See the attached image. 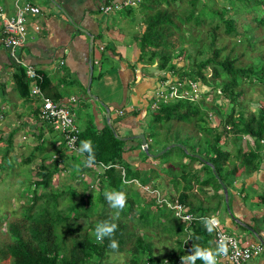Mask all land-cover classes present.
Instances as JSON below:
<instances>
[{"label": "trees", "instance_id": "16d2710c", "mask_svg": "<svg viewBox=\"0 0 264 264\" xmlns=\"http://www.w3.org/2000/svg\"><path fill=\"white\" fill-rule=\"evenodd\" d=\"M221 1L223 4L219 7L215 5L214 0H137V5L123 6L125 10L122 12L125 14L134 12L133 9L138 8L137 11L144 23L143 29L135 35L138 59L148 66L155 61L153 66L164 70L158 76L160 80L169 79L174 83L181 81L185 88H190L191 81L199 86L218 85L224 90L230 102L227 109L220 101L205 102L206 106L203 108L202 100L198 102L182 90L168 100L162 97L154 100L151 96L147 101L144 110L150 109L149 121L153 124L162 121L188 120L190 115L194 117V122H199L201 134H197L198 137L194 140L191 136H185L186 141L189 142L182 153L183 156L188 157V160L177 161L180 171L172 170L173 176H168V171H171L173 166L171 163L174 161L167 163L166 160L160 161L158 156H153L152 158L157 159L160 164L169 165L164 171H158L154 166L150 167L147 161H140L153 170L154 174L150 175L151 178L156 175L161 178L162 175V181L171 182L173 188L171 190L165 188L161 190L162 193H157L156 189L145 190L147 192L144 194L147 196L144 197L139 195L135 197L129 187L122 191L127 184L126 181L135 177L134 173L127 174L124 170L122 153L130 146L140 147V140L137 139L139 140L137 145H125L124 140L116 137L106 123L96 126L90 120H86L77 132L75 152L69 150L64 145L62 137L57 134L60 144L55 150L58 154H53L50 161L45 163L39 160L35 170L28 168L36 175L35 178L27 181L33 184L34 188L30 189L29 194L26 193L25 201L20 204L22 207L20 215L8 217H4L5 214L0 215V220L2 217L5 220L7 233L6 239L0 243L1 258H9L10 264H92V260L95 264H104L107 252L117 251L124 253V264H159V262L162 264L154 246L156 236L160 232H165L170 238L169 255L180 256L185 248L192 252L194 246L210 249L212 232L206 229L202 220L207 217L206 212L215 208L196 203L190 197L192 192L188 189L192 190V182L197 183L198 188L209 185L212 188L210 196L216 199V203L224 204L218 178L227 187V195H229L228 186L231 185L229 176L235 179V174L239 170L243 174H248L264 164V106L260 105L257 109L250 110L244 108L245 104L238 98L243 91L244 79L251 81L252 78L260 80L261 76L264 77V53L261 52V67L251 62L240 65L236 62L235 55L228 52L220 54V47L214 46L216 35L220 32L218 28L224 33L240 34V40L245 42L247 40L246 43L249 44L253 36L248 35L247 30L242 32L241 19L243 14L251 15L252 20H250L254 22L247 24L248 26L258 29V26L264 25L262 14L256 12L258 4L264 5V0H241L243 4L235 9L234 0ZM228 7L234 12V16L227 14V10L230 9ZM190 26L194 29L189 28ZM205 34H208V38L204 40ZM187 48H197L196 53L199 56H193L192 51H188ZM206 50L210 55H203ZM175 57L183 61V64L179 65L174 60ZM12 79L16 93L20 97H28L29 80L24 75L21 65H15ZM39 86L44 94L53 99L57 98V94L49 86L47 77L42 75ZM169 88L166 84H162L163 91H168ZM153 103L155 105H152ZM130 112L136 114L133 109ZM208 112L216 118V124L213 126L207 124ZM127 113L129 112L123 115ZM47 129L50 133L55 132L48 124ZM140 131L144 133L146 140L151 138L150 133L147 134L145 129ZM13 132L14 130H10L6 135L5 140L9 142L2 144L4 141H1L0 145L14 144ZM243 134L248 137L242 138ZM37 135L42 136V131L38 129ZM227 137L234 146L233 151L221 146V142H225ZM250 137L253 145L246 143ZM241 139L247 144L246 149L242 148ZM0 140H4L1 135ZM82 141L92 143L95 170L92 169L93 165L86 166L88 154L80 152ZM146 145L148 150L147 141ZM34 147L43 152L45 145L40 140ZM141 152H144L143 149ZM43 153L42 156L48 155L47 152ZM195 154L211 162L213 170ZM76 155H82V158L75 160ZM30 156L31 154H27L23 161L30 159ZM67 158L72 160L66 162ZM236 158L237 163L234 162ZM193 161L202 162L200 168H192ZM0 165L3 166L2 162ZM189 165L190 171L186 174L183 169ZM66 166L71 168V172L76 173L77 185L80 186L78 190L76 185L53 186V175ZM90 169L94 173L93 178L98 177L100 180L94 192L88 188V181L78 176L81 172ZM121 169L123 172L120 173ZM203 170H206L209 176L199 179L197 175ZM176 175L185 180L184 186L180 189L175 182ZM147 180L148 178L140 175V182L145 183ZM149 185L154 189V184L149 183ZM27 187L29 186L24 188V193ZM111 187L117 192H123L127 197L126 207L120 212L117 220L113 219L115 210L109 206L105 198V193ZM159 197L163 199L159 201ZM174 199L188 206L193 214L192 219L182 222L173 214L165 200L172 202ZM227 201L229 202V199ZM259 219H264V211ZM104 221L118 224V229L112 237L118 241V249L114 250L108 246V238H105L103 243L96 241L93 235L94 229L98 223ZM187 228L189 235L184 238L187 235ZM211 247L213 250L212 244ZM201 261L197 259L195 264Z\"/></svg>", "mask_w": 264, "mask_h": 264}, {"label": "crops", "instance_id": "0c3cea01", "mask_svg": "<svg viewBox=\"0 0 264 264\" xmlns=\"http://www.w3.org/2000/svg\"><path fill=\"white\" fill-rule=\"evenodd\" d=\"M29 1L40 7V14L37 16L39 30H33L28 23L25 40L15 49L14 55H11L9 48L0 42V130L10 131L24 127L32 129L31 132L37 134V130L41 131L43 126L36 114L37 98L34 96L23 98L17 93H12L16 92L13 90L12 79L16 54L49 79V86L57 94L56 99L67 102L71 105L72 111L73 105L80 108L88 107L86 111L89 116L83 117V122L78 127L84 125L88 117H91L90 114L95 119L96 126H101L106 120L104 107L98 102L100 110L99 106L93 103L87 94L88 88L90 93L96 95L98 100L108 107L109 122L119 117L118 122L135 127L134 131L127 132L126 128H122L123 131L119 135L130 136L125 138L126 144L136 145L137 137L132 135L143 129L144 107L158 85L160 74L154 77L150 75L149 70L155 68L153 66L155 61L148 66L138 59L135 35L144 27L138 8H134V12L128 14L122 12L125 10L124 7L108 13L98 9L99 3L121 0ZM0 4L7 14L13 13L15 0H0ZM67 16H70L71 20ZM28 20L32 21L31 18ZM8 96H11L9 101ZM71 96L73 99L70 100ZM132 109L136 114L130 112ZM124 111L129 113L123 115ZM131 147L133 146L129 148ZM127 152L130 153V158H134L133 153L136 155L138 149ZM183 157L185 156H180L181 161L186 162ZM197 163L199 162L194 161L191 164L192 168H197ZM206 175V170H203L197 177L203 179ZM231 185L228 186V190H231L227 195L228 206L239 220L227 215L223 224H220L224 228L239 229L234 233L225 228L242 243L257 242V236L264 240V220L259 219L264 211V164L248 174H243L239 170ZM196 186V183L192 182V190L188 191L195 192ZM204 186H208L212 191L209 185ZM204 186L202 190L211 195L212 192L208 193ZM245 200L249 203L246 204ZM209 244L211 250L212 243ZM199 264H203V261ZM247 264H264V250L251 257Z\"/></svg>", "mask_w": 264, "mask_h": 264}, {"label": "rangeland", "instance_id": "374dc122", "mask_svg": "<svg viewBox=\"0 0 264 264\" xmlns=\"http://www.w3.org/2000/svg\"><path fill=\"white\" fill-rule=\"evenodd\" d=\"M37 2H40V0H38ZM233 8H238L239 6H241L242 1L241 0H234L233 1ZM214 3L217 7H219L220 5L223 4V1L221 0H214ZM137 5V2L136 4ZM129 6V5H128ZM227 6V5H226ZM248 7V6H247ZM10 8V7H9ZM8 8V9H9ZM230 8V7H228ZM233 9V10H234ZM256 12L258 14H262L263 18H264V5L262 4H258V8L256 9ZM227 14H231L232 16H234V12L231 11V8L229 10H227ZM238 18V17H237ZM259 18V16H258ZM251 15H244L243 14V18L242 20V24L241 27H243V31L247 30V34L253 36V40L249 41L247 44V40L245 41H241L240 40V34H230V33H224L223 31H221V28H218V30L220 32H218V34L216 35V39L214 42V46L215 47H220V54L224 53V52H228V53H232L233 55L236 56L237 60L236 62L240 65H244L247 64L248 62H251L255 65H257L258 67H261L262 65V59H261V52L264 53V25L261 24L260 26H258V29H254L250 26H248L247 24H252L254 21H251ZM194 29V27H189ZM206 28L204 27L203 30H205ZM208 31V30H207ZM206 33V32H205ZM239 37V39H238ZM208 38V34L203 35V39H207ZM188 51H192V55L195 57H198L199 55L196 53L197 48H192V49H188ZM175 51V48L174 50ZM210 55V52L208 50H206L205 52H203V55ZM230 54V55H232ZM173 58V56H172ZM174 60L176 62H178L179 65L183 64V61H181L179 58L176 59V57L174 58ZM179 60V61H178ZM179 69L181 70V68L179 67ZM164 70H159L157 68H150L149 72L151 76H157L159 73L163 72ZM170 72V71H168ZM218 81V79H216ZM161 84H166V86L170 87V91L167 93H164L163 91H161ZM177 84V85H176ZM243 91L241 94L238 95V98L245 104L244 108H248L250 110H254L253 106L257 105V106H264V77L261 76V79L256 80L255 78H252L251 81L244 79L243 81ZM175 87L173 89H171L172 87ZM184 85L181 83V81H176V83H174L173 81L169 80V79H164V80H158V85L155 88L157 93H155L156 96H162L165 100H168L169 97L171 95H169L171 92H178L179 90L183 91L184 93L188 94L191 96V98H194L196 101L200 102L202 100L201 103V107H205V102H213V101H220V103L222 104V106H224L226 109L229 107L230 102L228 100V97L225 95L224 90H222L218 85H197L196 82L191 81L189 87L190 88H185L183 87ZM15 90V89H13ZM201 92V93H200ZM224 92V93H223ZM12 93H16L15 91H12ZM154 93L152 94L153 97ZM165 95V96H164ZM201 97V98H200ZM9 98V99H8ZM7 101L11 100V96H8ZM92 99V98H91ZM93 100V103L96 105H100L98 103V101ZM90 102V100H89ZM126 107V106H125ZM128 107V106H127ZM86 109H88V107L85 106L80 108L77 105H73V111H74V115H75V122L77 125H80L81 122H83L82 120L89 116L88 115V111H86ZM99 109L101 110V107L99 106ZM125 112V111H124ZM105 114V113H104ZM207 117H208V121L207 124L208 125H215L216 124V118L210 114L209 112L207 113ZM91 117H88V120H90L91 122H93L94 124L95 119H93L92 114H90ZM84 117V118H83ZM151 114H150V109H147L145 111V116L142 118V128L146 130V133H150L151 138H147V143H148V152H144L142 153L141 150V145L140 147H131L128 149H125L122 153V160H123V166H124V170L126 171V173H134L135 177L134 178H130L126 181V185H124V187L122 188V191L128 189L127 187H129V189H131V191H133L134 196H147L146 193V187L148 186L149 189V183L154 184V190L156 189L157 192L162 193L163 190H165V188L167 190H171L173 188V185L171 182H165L162 181V175L161 178H159V176L156 175V177H152L150 175H153L154 172L153 170H151L149 168V166H154L156 167V169H158V171H164L166 169L169 168V165L167 163L172 162L171 164H173L171 171H168V176H173V171L178 172L180 171V166L178 165L177 161L178 160H182V158H180V156L184 155L182 153V150L185 149V145H187V143L189 142L188 140L186 141L185 136H191V139L194 140L198 137V135L201 134V130L199 129V122H194V117L190 115V118L188 120H179V121H162V122H158L156 124L151 123L150 120ZM106 117H104L105 120ZM117 118H113V120H110V125L112 126L114 133L118 136L120 133H122L123 129L122 128H126L125 132L129 131H134L135 127H131L130 124H127L125 122H118ZM43 126L42 127V133L44 132V134L42 136H39L37 134H34L32 131V129H26L24 127L19 128V129H14L12 138H13V142L11 145H0V163L2 162L3 166L0 165V215L5 214L6 216L4 217H8V216H18L20 215V212L22 211V207L20 206L21 203H23L25 200V196L27 195L26 193L29 194L30 189L32 190V188H34L33 184H29L28 179H32L35 178V174H33V171L28 170V168H32V169H36L37 164L39 163V160L42 161V163L48 162L51 159V156L53 154H58L55 150V147H57L59 143V137H57L56 133H53L46 128L47 127V123L42 122ZM104 123H107L106 120ZM108 127L111 129V126L109 124H107ZM148 126V128H146ZM128 127V129H127ZM227 127V125H226ZM44 129V130H43ZM112 131V130H111ZM6 132H9V130L7 131L6 129H1L0 130V135L1 137H3L4 140H0L4 141L3 143H8L9 140H5L6 138ZM47 132V133H46ZM113 132V131H112ZM6 134V135H5ZM198 134V135H197ZM20 135H22V138H20ZM115 135V136H116ZM116 136V137H118ZM19 137V138H18ZM246 137L245 134L242 135V138ZM18 138V139H17ZM221 138H225V136H221ZM247 138V137H246ZM122 139V138H121ZM139 138H136V140ZM179 139V140H177ZM43 141L45 147L42 150L43 152H47L48 155L42 156L44 155L43 152H41L38 149H35V145L38 143V141ZM125 145L126 144V140L127 139H123ZM173 143L172 147H168L166 148L163 152L158 153L156 156H158V159L160 161H167V163H162L159 162L157 159L152 158L153 156H150L149 153H155L158 152L161 148L165 147L167 144ZM246 143L252 145L253 144V140L252 137L247 139ZM135 144H139V140L135 141ZM240 144L242 145L243 149H246L247 144H244L243 139H241ZM163 145V146H162ZM221 146H224L226 148H230L231 151L234 150V146L231 143L230 139L227 137L226 141H222L221 142ZM187 148H189L187 146ZM64 151H65V147H63ZM138 149L137 154L134 155V158H130L129 154L127 151L129 150H136ZM154 149H158V150H154ZM154 150V151H153ZM186 150V149H185ZM66 152V151H65ZM75 152V151H74ZM127 152V153H125ZM148 153V154H147ZM4 154V156L1 157V155ZM27 154H31L30 159H26L27 161H23L26 157ZM42 158V159H41ZM80 158H82L81 156L76 155L75 160H80ZM185 158V159H184ZM184 161L187 162L188 157L185 156L183 157ZM203 159L202 161L205 162L206 159L204 158H200ZM72 159L67 158L66 162L71 161ZM132 160H135L136 162L134 163ZM159 162H157V161ZM140 161L145 162L147 161V164L149 165L148 167L143 165ZM179 162V161H178ZM196 162V161H195ZM199 162V161H197ZM234 162H238V159L236 158L234 160ZM194 163L191 162V164ZM206 163V162H205ZM49 164V163H48ZM198 167L200 168V164H202V162L197 163ZM207 164V163H206ZM144 167H143V166ZM209 165V164H208ZM210 166V165H209ZM95 170L96 166L93 165L92 166ZM190 165L187 166L186 168L184 167V171L186 172V174H188V171H190ZM70 167L66 166V168H63L61 170H58L57 173H55L53 175V179H54V183L53 186H61L63 184L66 185H76V189L78 190L80 188L79 184L77 185V177L76 173L73 171H70ZM92 172V173H91ZM123 172V170L121 169L120 173ZM206 173H208L206 171ZM93 171L90 170H85L83 172H81L78 176L82 177L83 179H85L86 181H88V188L91 189L93 192L95 190H97V186L99 184V178H93L94 175ZM172 174V175H171ZM140 175L148 178L147 182L142 183L140 182ZM179 175H176L175 177H177V179L175 180L177 187L179 186L182 188L184 186L183 180L184 178H178ZM209 176V175H206ZM238 177V176H237ZM187 178V177H186ZM181 179V180H180ZM229 179L231 180V182L234 181V179L232 178V176H229ZM185 181V180H184ZM234 184V183H233ZM147 185V186H146ZM197 185V183H196ZM26 186L27 187V191L24 193V188ZM64 186V185H63ZM232 186V185H231ZM197 188H195V192L190 193V197H192V199L197 203H201L203 205H210L213 206L215 209H210L208 212H206V214L210 215V213L214 214L218 220L220 221V223L223 224V220H225L226 216L228 215L227 212V208L225 206V202L223 204V202L220 203H216V199H214L212 196L208 195L205 191L202 190L201 188H198V186H196ZM104 188V187H103ZM204 189L208 192L211 193V189L208 186H204ZM22 190V192H21ZM36 190V189H35ZM162 190V191H161ZM239 190V189H237ZM220 192V189L218 190ZM108 192H117L114 188L111 187V189H108ZM229 193H231V190L229 191ZM194 194V195H193ZM223 201H224V197H223ZM246 204H248L249 202L247 200H245ZM253 207V205L251 206ZM260 208V207H259ZM215 210V211H214ZM2 220H0V243L2 240L6 239L7 237V233L5 231V220L3 219V217L1 218ZM264 220V219H263ZM227 228V227H225ZM228 230H230L231 232H238L239 229H230L229 227L227 228ZM157 240H155V251L158 255V257L161 259V263H162V258L164 257H170L171 255H169V245H170V238H168L167 234L165 232H160L157 236H156ZM0 264H10L9 262V258H1L0 257ZM92 264H95V262L92 260ZM104 264H124V253L123 252H117V251H110L107 252L106 254V258L104 259ZM160 264V262H159ZM163 264V263H162Z\"/></svg>", "mask_w": 264, "mask_h": 264}, {"label": "built area", "instance_id": "2783aa9c", "mask_svg": "<svg viewBox=\"0 0 264 264\" xmlns=\"http://www.w3.org/2000/svg\"><path fill=\"white\" fill-rule=\"evenodd\" d=\"M136 2L137 0L101 2L98 5V9L101 12H110L123 6L134 5ZM39 14L40 7L36 3H33L29 0H15V8L12 14H7L3 6L0 4V42L4 47L9 48L11 55H14L15 49L24 42L28 23L31 24L33 30H39L40 25L37 18ZM29 18L32 19L31 22H29ZM14 61L16 65H21L23 67L24 75L29 80L28 95L37 98V118L41 122L45 121V123H47L55 132H57L62 137L64 145L69 150H76V138L79 127L75 122V116L71 109V105H69L67 102H62L59 99H53L43 93L39 86V82L42 79V74L36 70L32 64L24 62L16 54L14 56ZM173 88L175 87L173 86L171 89ZM161 91H163V89H161ZM169 91L170 88L168 92ZM163 92L167 93V91ZM178 92H180V90ZM178 92H171L169 94L171 95L169 98L174 97ZM153 93L154 100L162 97L155 95V93H157L156 89L153 91ZM188 96L191 98L190 95ZM69 99L71 100L73 97L71 96ZM152 105H155V103ZM117 111L118 113L120 112V110ZM151 189L152 188L150 187L148 189V186L146 187V190H154ZM161 199L163 198L159 197V201H161ZM165 203L172 209L173 214L179 217L180 221L185 222L193 218V214L188 206L181 203L177 199H174L172 202L165 200ZM213 217L218 220L214 214L207 215L206 218L211 219ZM188 229L189 228H187V235L184 238H187L189 235ZM211 232L213 251H215L221 243H225L228 248L226 255L217 256V264H247L251 257L264 250V245L260 241L242 243L234 234L223 228L219 220L218 224ZM225 237L228 239L225 240ZM191 253L192 252L190 250L185 248L184 252L180 256L171 255L170 257L162 258V263L181 264V257L190 255Z\"/></svg>", "mask_w": 264, "mask_h": 264}, {"label": "clouds", "instance_id": "9594fccd", "mask_svg": "<svg viewBox=\"0 0 264 264\" xmlns=\"http://www.w3.org/2000/svg\"><path fill=\"white\" fill-rule=\"evenodd\" d=\"M161 88H162V84H161ZM258 107L259 106L254 105L253 109L255 110ZM80 152L81 154L85 152L88 154L86 160V166L89 167L92 166L95 162V153L93 151L91 141H82ZM105 198L108 201L109 206L115 210V216L113 217V219L114 220L119 219L120 212H122L123 209L126 207V203H127L126 195L123 192H106ZM202 222L204 223L206 229L209 232H211L213 228L218 224V220L215 217L211 219L204 218ZM117 229H118V224L115 222H109V221L100 222L96 225L93 235L96 241L100 243H103L105 238H108L109 239L108 246L111 249L115 250L118 249L119 244L118 241L112 239V237L114 236ZM227 239L228 238L225 237V240ZM227 251L228 248L225 243H221L215 251L194 246L192 249V253L190 255H185L181 257V264H195L197 259L202 260L203 264H217V256L226 255Z\"/></svg>", "mask_w": 264, "mask_h": 264}, {"label": "water", "instance_id": "95a60500", "mask_svg": "<svg viewBox=\"0 0 264 264\" xmlns=\"http://www.w3.org/2000/svg\"><path fill=\"white\" fill-rule=\"evenodd\" d=\"M67 18H68L69 20H71L70 16H67ZM90 46H91V44L89 43V47H90ZM87 94H88L89 97H91L92 99H94V100H98V98L96 97V95H94V94H92V93H90V92L88 91V88H87ZM98 102H99V103L104 107V109H105V117H106V122H107L106 124H109V125H110V122H109V110H108V107L106 106V104L102 103L101 101L98 100ZM110 126H111V125H110ZM111 130L113 131V134L116 135V134L114 133V130H113L112 126H111ZM116 136H118V135H116ZM132 136L139 138L141 148H142L145 152H148V151H147V145H146V139H145V135H144V133L141 132V131H139V132L134 133ZM118 137H119V138H122V139H125V138H128V137H130V136H125V137L118 136ZM172 145H173V143L167 144L165 147L161 148L158 152H155V153H152V152H151V153H149V155H150V156H156L158 153L163 152L166 148H168V147H170V146H172ZM147 154H148V153H147ZM195 155L198 156L199 158H202L200 155H197V154H195ZM201 160H203V159H201ZM205 162H206L207 164H209L210 167H211L212 170H213V167H212V165H211V162H209L208 160H205ZM218 181H219L220 186H221V190H222V193H223L224 202H225V206H226V208H227L228 216H230L232 219H237V220H239L238 218H236V217L234 216V214L232 213V211L229 209L228 201H227V187L225 186V184L222 182V180H221L220 178H218ZM246 226H247V225H246ZM247 227H248V226H247ZM248 228L251 229V230H253L251 227H248ZM257 238H258V241H260V242L263 243V245H264V240H262V239L260 238V236H257Z\"/></svg>", "mask_w": 264, "mask_h": 264}, {"label": "bare ground", "instance_id": "6f19581e", "mask_svg": "<svg viewBox=\"0 0 264 264\" xmlns=\"http://www.w3.org/2000/svg\"><path fill=\"white\" fill-rule=\"evenodd\" d=\"M185 76V75H184ZM201 93V92H200ZM201 98V97H200Z\"/></svg>", "mask_w": 264, "mask_h": 264}]
</instances>
